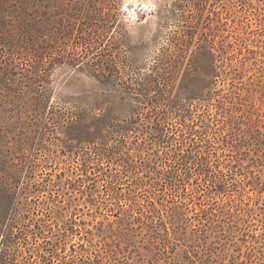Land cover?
Masks as SVG:
<instances>
[{
	"label": "rangeland",
	"instance_id": "rangeland-1",
	"mask_svg": "<svg viewBox=\"0 0 264 264\" xmlns=\"http://www.w3.org/2000/svg\"><path fill=\"white\" fill-rule=\"evenodd\" d=\"M151 3L0 0V264H264V0Z\"/></svg>",
	"mask_w": 264,
	"mask_h": 264
},
{
	"label": "bare ground",
	"instance_id": "bare-ground-1",
	"mask_svg": "<svg viewBox=\"0 0 264 264\" xmlns=\"http://www.w3.org/2000/svg\"><path fill=\"white\" fill-rule=\"evenodd\" d=\"M134 6H138V3L143 4V7H152L151 0H131ZM130 11V10H129Z\"/></svg>",
	"mask_w": 264,
	"mask_h": 264
}]
</instances>
